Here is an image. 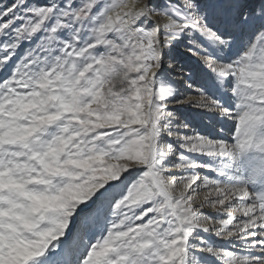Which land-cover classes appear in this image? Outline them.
<instances>
[{"label": "snow or ice", "instance_id": "1", "mask_svg": "<svg viewBox=\"0 0 264 264\" xmlns=\"http://www.w3.org/2000/svg\"><path fill=\"white\" fill-rule=\"evenodd\" d=\"M0 264H264V0H0Z\"/></svg>", "mask_w": 264, "mask_h": 264}]
</instances>
